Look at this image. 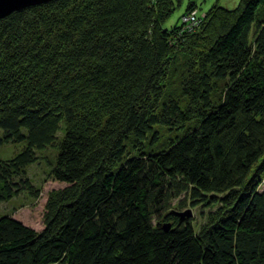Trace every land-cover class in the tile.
I'll use <instances>...</instances> for the list:
<instances>
[{
	"label": "trees",
	"instance_id": "1",
	"mask_svg": "<svg viewBox=\"0 0 264 264\" xmlns=\"http://www.w3.org/2000/svg\"><path fill=\"white\" fill-rule=\"evenodd\" d=\"M181 2L0 17V149L19 146L0 202L39 196L27 167L46 149L63 184L38 229L0 212V264H264V0L216 3L194 28L189 3L166 27Z\"/></svg>",
	"mask_w": 264,
	"mask_h": 264
},
{
	"label": "rangeland",
	"instance_id": "2",
	"mask_svg": "<svg viewBox=\"0 0 264 264\" xmlns=\"http://www.w3.org/2000/svg\"><path fill=\"white\" fill-rule=\"evenodd\" d=\"M238 2L239 0H182L181 4L176 7L175 11L165 21L164 25L166 27H170L177 24L178 21H180V15L189 3L196 4V8L198 9V11H195L192 14H187V18H189V20H186L185 23L187 25H191V27L194 28L198 27L201 24L205 12L210 6H213L214 4L218 3L222 6L234 7L237 5ZM169 84L170 83L168 78V85ZM11 146H9V150H6L8 152L7 155L5 154L4 149L1 148L0 156L10 157L14 154V152L19 150V146ZM42 152L43 154H40L41 159L27 167V174L32 179V182L38 188H40L39 196L37 198H32L31 196L26 195L27 192L25 191L26 193H20L17 196L11 198L9 201L0 202V212H11L16 218H19L23 222L37 229L42 226L43 208L48 191L53 188H59L63 186L62 183L48 178V175L46 174L47 162L44 160V155L45 153H52V150L46 149ZM259 190L264 191V177ZM188 209L190 211V214L187 215V217L191 218L195 215L194 217L196 221H202L201 215L199 213V208L187 206L183 209H179V212H183ZM185 217L186 215L183 216L182 219H184Z\"/></svg>",
	"mask_w": 264,
	"mask_h": 264
},
{
	"label": "water",
	"instance_id": "3",
	"mask_svg": "<svg viewBox=\"0 0 264 264\" xmlns=\"http://www.w3.org/2000/svg\"><path fill=\"white\" fill-rule=\"evenodd\" d=\"M49 0H0V17L10 14L12 11L21 9L26 6L34 5L37 3L45 2ZM190 214L189 209L183 212H179L181 218ZM169 226V224L167 225Z\"/></svg>",
	"mask_w": 264,
	"mask_h": 264
},
{
	"label": "clouds",
	"instance_id": "4",
	"mask_svg": "<svg viewBox=\"0 0 264 264\" xmlns=\"http://www.w3.org/2000/svg\"><path fill=\"white\" fill-rule=\"evenodd\" d=\"M182 16H183V21H182V22L185 23L186 20H184V17H187V14H184V15H182ZM187 20H189V18H188ZM185 24H186V23H185ZM188 27H189V28H192L191 25H188Z\"/></svg>",
	"mask_w": 264,
	"mask_h": 264
},
{
	"label": "built area",
	"instance_id": "5",
	"mask_svg": "<svg viewBox=\"0 0 264 264\" xmlns=\"http://www.w3.org/2000/svg\"><path fill=\"white\" fill-rule=\"evenodd\" d=\"M188 18L187 17H184V20H187Z\"/></svg>",
	"mask_w": 264,
	"mask_h": 264
}]
</instances>
